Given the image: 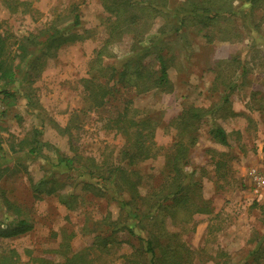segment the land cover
<instances>
[{
  "label": "rangeland",
  "instance_id": "374dc122",
  "mask_svg": "<svg viewBox=\"0 0 264 264\" xmlns=\"http://www.w3.org/2000/svg\"><path fill=\"white\" fill-rule=\"evenodd\" d=\"M185 1L169 0L166 13L157 15L152 8L142 19V45L163 30L167 34L165 53L174 57L168 69L172 88L138 95L135 86L118 83L117 75L108 83L114 87L110 98L96 109L86 98L82 79L88 77L89 62L112 23L104 0H0V52L14 66L13 79L1 77L0 71V204L13 202L31 225L0 237V255L14 249L19 258L15 264H52L59 252L86 251L95 264H125L133 258L140 240L126 230H113L107 221L136 222L133 208L124 204L129 192L118 197L100 190L96 180L87 184L89 177L79 163L69 167L59 162L80 154L83 161L92 162L85 159L92 157L99 165L106 160L126 166L130 159L123 151L130 137L118 130L114 119L131 100L140 111L137 117H153L157 124L153 155L127 165L136 171L144 196L160 189L170 172L166 162L176 138L174 118L193 108L205 111L193 125L196 142L185 166L189 180L200 187L195 203L172 217L166 211L163 222L196 251L189 264H256L249 252L264 242V0L254 3L251 17L245 12L253 8L251 2L223 5L234 13L214 23L230 31L232 40L213 42L195 19L174 30L184 15L176 10ZM75 15L80 25L70 26ZM55 29L80 37L57 49L49 47L44 41ZM133 42L132 33L124 34L113 46L117 58L131 54ZM143 62L150 70L159 68L154 49ZM216 126L224 128L229 144L213 136ZM199 196L210 213L193 210L202 203ZM6 210L0 206V219L15 216V210Z\"/></svg>",
  "mask_w": 264,
  "mask_h": 264
},
{
  "label": "trees",
  "instance_id": "16d2710c",
  "mask_svg": "<svg viewBox=\"0 0 264 264\" xmlns=\"http://www.w3.org/2000/svg\"><path fill=\"white\" fill-rule=\"evenodd\" d=\"M232 0H200V2H191L186 0L184 7L176 11L184 14L176 20L177 25L174 30H180L187 25L189 19L201 24V30L208 42L216 40L229 41L232 40L231 32L217 27L214 20L221 15L233 14L232 8H223V5L230 6ZM251 2L253 8L247 9L246 15L251 17L254 12V3L258 0H241ZM169 0H104V7L111 20L108 35L101 45L95 50L93 58L89 62L88 77L82 79L83 90L86 98L96 107L104 105L110 98L111 90L114 88L108 85L110 80L119 75L118 83L125 86H135L136 94L147 93L154 88L171 89L172 81L169 77L168 69L172 66L173 55L165 53L167 46L165 44L166 32L163 30L158 36H154L147 44L142 45V37L144 34L143 15L151 13V9L157 11V15L166 13L168 10ZM231 7V6H230ZM264 16V15H263ZM79 15H75L73 23L70 26L80 25ZM175 25L169 27L172 29ZM249 29L257 30V26L249 24ZM69 26V27H70ZM68 27V28H69ZM134 42L130 46L132 53L117 58V53L113 52V46L123 38L124 34H131ZM80 37L78 33L63 32L55 29L51 32L44 43L59 48L61 45L75 41ZM136 39V40H135ZM156 53V59L159 64L158 70H150L144 64V59ZM108 57H115L112 63H105ZM21 60H24L23 56ZM6 60L2 58L0 52V71L1 77L14 78L12 64H6ZM132 64V65H131ZM122 66V70H120ZM120 70V71H119ZM119 71V72H118ZM103 78V80H102ZM105 78V80H104ZM117 84V83H116ZM115 84V85H116ZM232 88V87H231ZM225 101H229L226 95ZM122 111L118 112L114 119L119 131L126 133L130 137V144L126 145L123 153L130 160L128 164H133L137 159L147 158L153 155L155 151L154 131L157 124L153 117L144 116L137 117L139 109L133 107L132 101L129 100ZM98 109V108H96ZM202 108H193L183 112L174 118L176 127V138L172 147V151L167 154L166 165L169 168V174L162 187L151 195L144 196L138 189V182L135 181V170H129L128 166H124L121 162L115 166V163L102 161L101 165L95 163L92 157H86L92 162L83 161L84 157L76 154L72 157H63L59 161L71 167L76 162L83 174L89 177V182L98 181L100 188L103 190L114 191V195L120 197L122 191L129 192L130 196L124 201V204L132 207L135 215L132 216L136 222H128L127 219L112 220L107 217L109 227L113 230H126L131 236L140 240V246L137 248L135 257H131L125 264H189L192 261L195 250L191 248L185 241L178 239V234L167 230L164 226L165 212L174 215L181 208L188 207L190 203H195L193 199L199 191V184L191 182L186 174L185 166L187 165V156L189 149L196 142V133L193 125L200 117L204 115ZM4 114V111H3ZM156 124V125H155ZM211 133L221 144H229L228 135L224 128L216 126L211 129ZM131 137H134L133 139ZM133 146V148H132ZM154 147V149H153ZM34 149V148H33ZM152 151V154H151ZM155 153V152H154ZM110 182V186H106L103 182ZM52 189L48 192L51 193ZM201 198V196H199ZM138 198H143L146 202H138L139 206L134 203ZM202 199V198H201ZM142 205L144 207H142ZM1 208L7 210H15V216L6 215L0 219V237L19 234L23 229H28L31 225L26 224V218L22 217V210L13 202L6 200L0 204ZM6 210V211H7ZM197 211H206L210 213L207 201L202 199L199 208L193 209ZM5 211V210H4ZM192 211V210H191ZM145 226H141V222ZM154 222L151 226V222ZM164 222V223H163ZM6 225V228L3 227ZM11 224H15V230L8 228ZM20 226L24 227L23 229ZM137 227L144 231V234L137 232ZM141 226V227H140ZM150 226V228H149ZM108 241L104 242V246ZM4 253V252H3ZM249 258L256 264L264 263V242H258L249 252ZM17 252L14 249L0 255V264L18 263ZM52 264H95L90 254L83 252H59L58 258ZM106 264V263H102Z\"/></svg>",
  "mask_w": 264,
  "mask_h": 264
},
{
  "label": "built area",
  "instance_id": "2783aa9c",
  "mask_svg": "<svg viewBox=\"0 0 264 264\" xmlns=\"http://www.w3.org/2000/svg\"><path fill=\"white\" fill-rule=\"evenodd\" d=\"M3 111H4V109H3V106H2V104H1V102H0V117H1V115L3 114Z\"/></svg>",
  "mask_w": 264,
  "mask_h": 264
}]
</instances>
